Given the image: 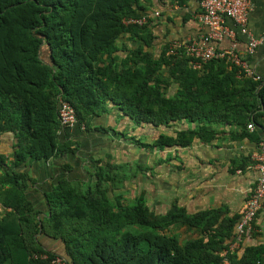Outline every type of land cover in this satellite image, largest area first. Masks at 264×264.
<instances>
[{
  "label": "trees",
  "instance_id": "obj_1",
  "mask_svg": "<svg viewBox=\"0 0 264 264\" xmlns=\"http://www.w3.org/2000/svg\"><path fill=\"white\" fill-rule=\"evenodd\" d=\"M152 1L0 0V134L14 138L10 154L0 151V264H48L56 255L68 264H264V246L228 253L223 261L220 253L233 239L239 215L226 217L220 209L187 213L177 205L156 214L143 196L130 203L109 197V186L136 174L119 172L120 164L93 160L91 184L62 178L46 194L49 210L43 215L26 198L29 178L20 165L77 150L59 138V100L74 108L76 125L86 131H115L95 126L109 105L129 119L114 123L129 122L132 129L184 123L174 135L138 139L151 151L210 142L225 126L233 139L263 141L247 128L264 115L262 80L245 76L225 58L193 69L183 53H166L170 43L155 58L148 50L150 17L142 25L124 23L144 15ZM124 34L144 43L117 62L113 53ZM175 224L200 234L182 242L160 228ZM41 237L60 240L64 254Z\"/></svg>",
  "mask_w": 264,
  "mask_h": 264
},
{
  "label": "crops",
  "instance_id": "obj_2",
  "mask_svg": "<svg viewBox=\"0 0 264 264\" xmlns=\"http://www.w3.org/2000/svg\"><path fill=\"white\" fill-rule=\"evenodd\" d=\"M200 1L153 0L151 3H146L147 10L144 14L150 16L153 35L152 45L148 50L155 58L160 55L168 43L176 40L198 39L206 32V28L199 23L197 18L200 12ZM251 2L249 29L255 37L261 39V43L251 55L247 56V59L264 84V0H251ZM155 12H158L159 15L155 16ZM137 14L140 12L138 11ZM227 21L232 25L230 20ZM143 43V40L138 36L122 35L116 41L117 50L113 53L117 57L116 61L120 62L130 50L142 46ZM223 44L227 46L228 42L225 41ZM239 49L242 54L246 55V37L244 36L240 37ZM120 119L129 120L126 116H122L115 106L109 105L107 112L95 119V126L102 123L105 126L111 125L115 131L109 130L105 133L96 129L86 131L79 128L78 125L63 128L59 132V138L71 143L72 148L76 147L77 150L74 153L60 154L48 161H30L19 166L20 171L25 172L29 178V185L25 190L26 198L31 201L40 215L48 213L49 206L45 196L62 178L71 182L95 181V176L86 167L91 166L93 153H97L101 149L98 145L99 141L107 140L105 137L110 136V132L111 136H114V134L124 131L126 126L131 129L134 126L129 122L114 123L115 120ZM219 129L221 132L218 133V136L207 143L195 140L186 147H168L164 150L154 148L153 152L160 154L157 157L158 161L165 162V168L169 169H165V178L170 183L169 189L171 190L170 196L160 197L163 194V181L161 178H155L154 184L157 185L154 186L153 197L155 196L156 205L163 199L166 208L170 209L173 205H177L184 207L187 213L220 209L223 216L226 217L239 215L241 207L257 182L258 174L252 165V155L257 151L259 143L249 136L233 139L230 137L233 133L230 134L232 128L229 126ZM136 130L139 139L141 137L151 138L154 135L151 139L153 140L160 133H165L161 126L153 127L148 124L139 125ZM253 130L258 132L264 142V115L258 117V122L254 123V129L249 130V133ZM144 138L143 140H145ZM110 139L113 142L111 143L113 147H117V143L121 142L119 139ZM13 142L12 133L0 134V151L10 154L13 150ZM120 147L126 150L123 145ZM145 150L146 148L143 146L141 149L143 160L146 158ZM164 159L168 160L163 161ZM239 161L242 164L245 163L244 168H235ZM262 203L264 205V198ZM169 209L163 210V212H154L164 214ZM181 227L195 230L190 226L182 225L179 231L183 230ZM42 240L46 247L58 254H64L63 244L60 240L50 241L41 237ZM179 240L185 241L180 237ZM256 246H264V209L257 213L250 236L242 239L237 252L242 254L246 248Z\"/></svg>",
  "mask_w": 264,
  "mask_h": 264
},
{
  "label": "built area",
  "instance_id": "obj_3",
  "mask_svg": "<svg viewBox=\"0 0 264 264\" xmlns=\"http://www.w3.org/2000/svg\"><path fill=\"white\" fill-rule=\"evenodd\" d=\"M252 7L251 0H201L199 23L206 28V32L198 39H185L172 41L166 53L176 55L183 53L188 58V64L193 69H202L203 65L214 59H226L239 68V71L253 80L262 78L249 64L247 56L251 55L261 43V39L255 37L249 29V11ZM155 16L159 13L155 12ZM150 16H134L124 19L125 24L142 25ZM230 20L232 25L227 21ZM246 37V55L239 49L240 37ZM227 41L228 45L224 46ZM223 44V45H222ZM58 119L62 128H70L77 124L74 108L66 101L59 100ZM248 130L254 129V123L247 124ZM83 129V126L81 127ZM253 167L258 178L255 187L239 211V216L234 227L233 239L226 250L220 254L223 261L227 262L226 255L237 251L243 238L250 236L253 230V221L257 213L264 209V142L258 144V149L252 155ZM1 210V205H0ZM36 257V255H34ZM41 258H47L42 254ZM48 264H68L66 259L56 255L49 259Z\"/></svg>",
  "mask_w": 264,
  "mask_h": 264
},
{
  "label": "rangeland",
  "instance_id": "obj_4",
  "mask_svg": "<svg viewBox=\"0 0 264 264\" xmlns=\"http://www.w3.org/2000/svg\"><path fill=\"white\" fill-rule=\"evenodd\" d=\"M176 84H172L169 89L168 93L173 94L176 88ZM181 125H184V123H179L178 126L174 125L170 129H164L162 128L163 132L167 134H173L175 131L182 128ZM131 129L128 127L127 130H124L127 132L126 139L123 138L122 132H119L118 134H114V136H108L105 139L107 140H101L99 141L98 145L101 147V149L97 153H93V160L101 159V165H104L106 161L111 162L113 164H120L121 167L118 169L119 172H126L132 174L133 171L136 172L135 176L126 178L122 180V182L119 184V187L111 188L109 186V197H113L116 195H121V198L124 200L125 203H130L135 197L143 196L147 202L148 207L155 211V212H163V210L169 209V207L166 208L165 200H161L162 202H159L158 205H156L153 193H154V186L157 184H154L155 178H161L163 181L162 185V191L163 194L160 197H167L171 195V190L169 189L170 183L167 182V179L165 178L166 171V163H161L158 161V158L160 154L153 152L154 150H145L146 151V158L143 160V157L141 156V149H143V145H139L140 140L142 139L143 142H151L152 135L150 137H141L140 140L137 134V128ZM110 138H115L116 140H120L121 142L117 143V147H113L111 143ZM143 138L145 140H143ZM142 142V143H143ZM106 143V144H104ZM121 145H123V148L121 149ZM128 145V146H127ZM119 146V147H118ZM103 147V148H102ZM163 157V156H162ZM140 158V159H139ZM141 161V162H140ZM164 161V160H163ZM142 163V164H140ZM91 164L90 167H86L93 176L96 172L95 166L92 167ZM140 167V168H139ZM169 170V169H168ZM129 174V175H130ZM95 179V177H94ZM94 182V180H91L89 183L91 184ZM159 188V187H158ZM161 203V204H160ZM165 205V206H164ZM174 206V205H173ZM171 209V208H170ZM161 214V213H160ZM178 225H170L168 227H160L165 232L169 234H175L178 235L181 240H186L189 238H193L198 236L200 233L197 230H187L186 228H182V231H179L180 226ZM184 238V239H183Z\"/></svg>",
  "mask_w": 264,
  "mask_h": 264
}]
</instances>
